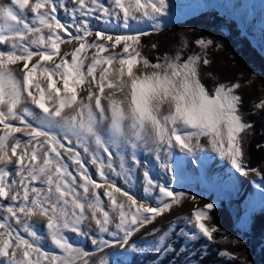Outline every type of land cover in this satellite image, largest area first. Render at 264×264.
<instances>
[{
    "label": "snow or ice",
    "instance_id": "obj_1",
    "mask_svg": "<svg viewBox=\"0 0 264 264\" xmlns=\"http://www.w3.org/2000/svg\"><path fill=\"white\" fill-rule=\"evenodd\" d=\"M168 9L167 0H0V264H110L109 248L143 251L132 240L142 228L185 199L198 203L170 186L176 150L210 149L264 180L247 163L255 125L243 111L244 84L211 71L214 41L195 40L200 51L187 55V41L154 59L144 54L142 37L163 30ZM252 107L264 113V97ZM141 154L172 174L170 183ZM213 208L152 229L148 236L162 231L152 251L199 264L169 237L215 243ZM181 221L191 230L176 232Z\"/></svg>",
    "mask_w": 264,
    "mask_h": 264
},
{
    "label": "rangeland",
    "instance_id": "obj_2",
    "mask_svg": "<svg viewBox=\"0 0 264 264\" xmlns=\"http://www.w3.org/2000/svg\"><path fill=\"white\" fill-rule=\"evenodd\" d=\"M5 2H8V0H5ZM167 2L169 4L168 13L167 15L161 17L160 20L161 24L164 26L163 30L169 29L171 25L176 23H181L186 17L196 14V12H194L192 9L198 5L200 6L198 7V9H200L201 11H204L205 9H212L218 14H220L223 17L222 20L226 21V23L233 22V24H230V26L228 27L229 29L228 32L232 33L233 36L229 34L225 37L224 35L227 33L226 29L225 30L221 29V25L218 24L207 25L208 29L212 28L210 31H212L213 29L215 30L214 33L204 30L202 31L206 40L210 38H211L210 40L213 39L214 46L217 49L219 47H221V50L228 49L227 51L218 52V59L216 61L217 64L215 65V68L213 66L211 69V71L218 77V80L220 82H232V81L230 79L221 77L220 73H222V71H220L218 60L222 62L225 53L228 51L235 50V47L237 45L240 46L249 45V47L254 51H256L259 57L264 61V36H262V32H264V19L259 25H256L255 14L253 13L246 14L243 17V14L241 13L240 9L239 8L236 9L237 7L235 0H167ZM249 2H250L249 5L251 4L250 6L251 7L253 6L254 8L255 0H250ZM144 25L145 27L143 29L149 32L151 31L153 32V30L148 24H144ZM191 28L192 30H194L198 28V26H194V27L191 26ZM180 32L183 33H181L179 35V38H177ZM234 33H238L239 37L242 40H238L237 37H234ZM182 34L183 36H181ZM185 35H184V31L181 29L169 31L166 32L165 34L159 33L156 35H152L153 39L148 41L144 54L147 55L149 58L154 59L156 55L164 54L166 52H175L176 49H178L177 40L181 38V40L184 41ZM222 42H225L226 44ZM153 43L157 45L156 50L151 49V45ZM67 47H68L67 49H69L71 46L67 45ZM206 79L209 82L212 81L210 78H206ZM213 83H209L208 86L211 87ZM207 157L208 156L204 152H200L196 156H192V155H186L185 153L176 150L173 157V163L175 165V172H174L175 183L170 184V186L174 187L179 191H184L189 197L192 196L196 197V200L198 202L202 200H206L207 201L206 204L212 203L214 205L213 209H216L217 207H219V205H221L229 215L231 227L235 231H237L238 236L243 240V242H245L246 240L245 235L249 231L250 219L252 218V216L257 214H264V197L262 193L258 190V188H256V185L254 184L253 181L251 182L245 180L243 177L232 172L229 169L228 165L222 164L223 161L220 160L221 158L215 152L211 151L212 160H207ZM141 159L148 164L152 175L157 180H161L164 183H170L172 174L164 173V171L159 166V162L156 161L152 155L141 154ZM219 168L222 169L221 174L225 175L226 176L225 178H221L222 175L220 177V175L218 174ZM250 168H255V167H250ZM211 169L215 172L214 176L210 172ZM255 169L259 170L261 173L263 172L264 174V165L261 164L258 168ZM139 175L142 177V173H140ZM254 176L262 180L261 176H257L255 173ZM262 181L264 182V180ZM120 183H122V181ZM101 191H103V189H101ZM134 191H136L138 196H140V193H142V185L139 182V180L137 181V186L134 189ZM242 194L243 197H241ZM234 201H241L240 204L243 206L240 207L239 204L234 203ZM186 202H193V201H191L190 199H185L182 202L181 206L178 207L174 206L171 212H166L165 214H170L180 211L182 209V206ZM258 204L260 207H258L256 210H253L250 213V210H252L253 207ZM238 210L240 212H238ZM247 213H250L248 215V218H247ZM190 214L191 213L188 211L180 212L174 215L173 217H171L168 224L179 216L190 215ZM155 222L151 224L152 227L145 230V232H142L141 234L137 233L132 238V240L136 241L138 247L143 249V251L137 252L135 254L143 252L141 256L144 259L151 258V255L155 253L154 251H152V247L154 245V242L158 239V237L162 235V232L160 234L156 233L153 236L147 235V233L152 231V229L156 227L161 228L162 225L157 224ZM166 227L164 229H166ZM181 228L188 231L191 230L190 226L186 225L183 221L178 223L176 227V232H179ZM40 229L42 232L44 231L42 223L40 224ZM72 235L73 237L75 236V234ZM172 235H174L178 239H181V244L179 248L185 247L186 250L192 249L190 246V241L183 238H179L175 234ZM172 235H170L169 239L171 238ZM141 237H145V239L147 240L145 241V239H141ZM199 241H204L208 244L210 243L205 239H201L194 242V244H196ZM74 242H80L86 248L89 249L91 248L90 241L74 240ZM210 246L212 249H214V251L218 252V255L220 251H224L217 249L215 250V247H212V244H210ZM46 247H47V243H46ZM200 249L203 250L204 248L200 247ZM205 251L207 252V250ZM129 253L130 251H125V249L116 246L114 248V251H111L108 254L110 264L112 263V261L115 262L114 260H117L118 262L123 261V259ZM200 253L203 254V252ZM190 254L191 253H189V255ZM134 257L136 258L135 260H137L138 262L139 256L137 255ZM159 259L167 260V257L162 258L160 255H158L152 261L149 260V262H146V264H150L151 262H155ZM185 259H186L185 256L179 257V261H180L179 263L180 264L184 263ZM170 263L171 262H166V264H170Z\"/></svg>",
    "mask_w": 264,
    "mask_h": 264
},
{
    "label": "trees",
    "instance_id": "obj_3",
    "mask_svg": "<svg viewBox=\"0 0 264 264\" xmlns=\"http://www.w3.org/2000/svg\"><path fill=\"white\" fill-rule=\"evenodd\" d=\"M198 6L194 8H197ZM222 18L223 17L214 10L205 9L197 14L186 17L181 23L173 24L169 27V29L160 31L159 33L165 34L166 32L176 29L183 30L184 35L186 34L184 41H187L188 43V49L185 52V55H187L190 52L200 51V49L195 45V40L206 39L203 35V30L211 33L215 32L214 29L210 31L212 28L208 29L207 25H221V29H226L227 33H224L225 37L229 34L232 35V33L228 32V27L230 24H233V22H228V24L226 21L222 20ZM191 26H198V28L192 30ZM181 33L183 32H180L177 38H179ZM156 34L153 32L152 35ZM152 35L142 37V41L145 45H147L148 41L153 39ZM181 36H183V34ZM262 36H264V32H262ZM234 37H237L238 40H242L238 33H234ZM184 41H182L181 38L177 40L178 48L182 46ZM222 43L226 44L225 42ZM227 50L228 49L221 50V47L217 49L214 45L209 48V58L214 63V65L212 64L211 69L213 66L215 68V65L217 64L216 61L218 59V52ZM218 64L220 71H222V73H220L222 78L230 79L232 82L239 80L246 86L242 89L244 99L243 111L246 113L245 118L250 120L255 125L254 135L250 138L248 144L246 145L247 163L249 168H258L261 164L264 165V147H261L264 146V113L252 114L254 111L252 105L253 103L258 102L261 97H264V61L259 57L256 51L249 47V45H237L235 50L226 52L222 62L218 60ZM248 81H252V83L249 85ZM205 82L206 84L213 83V81L209 82L207 79ZM262 175H264L263 172ZM210 214L212 217L211 223L216 225L219 229V231L214 234L216 242H210L209 244L204 241H199L196 244H194V242H190L192 249L186 250L188 253L187 259L198 261L199 264H241L242 260H246L248 264H264V214L252 216L250 219L249 231L245 235V242H243V240L238 236L237 231L231 227L229 215L221 205H219L216 209H213ZM225 236L228 237V240L223 239ZM233 241H239V243L234 244ZM169 242H171L178 249L181 244V239L172 235ZM210 244H212V247H215V250H224L235 254L237 259L229 260L220 257L218 252L211 248ZM205 245H207L206 249L204 248ZM200 247H203L204 249L202 250ZM205 250H207V252ZM200 252H203V254ZM189 253L191 254L189 255ZM192 253H195V255H192ZM142 254L143 252L138 254L130 252L126 255L123 261L118 262L117 260H114L115 262L112 261L111 264H146V262H149V260L152 261L159 255L157 253H153L151 258L144 259L141 256ZM137 255L139 256L138 262L134 257ZM179 257L171 255L167 256V260L159 259L155 262H151L150 264H166V262L176 264L177 261L178 263L180 262ZM185 261L186 259L184 260V263L181 264H185Z\"/></svg>",
    "mask_w": 264,
    "mask_h": 264
},
{
    "label": "bare ground",
    "instance_id": "obj_4",
    "mask_svg": "<svg viewBox=\"0 0 264 264\" xmlns=\"http://www.w3.org/2000/svg\"><path fill=\"white\" fill-rule=\"evenodd\" d=\"M236 1V9H240V11H241V13L243 14V17H244V15H246V14H255L256 15V25H259L262 21H263V19H264V0H255V4H254V8H253V6L251 7L250 5H249V1L250 0H235ZM4 2H5V0H4ZM242 17V18H243ZM140 27H142V28H144L145 27V25L143 24V25H141ZM62 48H64V49H67L68 47H67V45H63L62 46ZM203 142V141H202ZM207 147V146H206ZM204 153H206V155L208 156L207 157V160H212V158H211V150L209 149V150H206V151H204ZM220 160H222L223 162H222V164H226V165H228L229 166V169L232 171V172H234L235 174H237V175H239V176H241V177H243L245 180H248V181H253L254 182V184L256 185V188H258V190L262 193V195H263V197H264V182L261 180V179H258V178H256L255 176H254V173L253 172H251V171H249L248 172V174L247 175H242L241 173H239L236 169H234V167H232L231 166V164L228 162V161H226V160H224V159H220ZM215 162H217V161H215ZM157 163V162H156ZM217 164V163H216ZM210 169V168H209ZM222 171V169L221 168H219L218 169V174L220 175V177H221V172ZM210 172H211V174L214 176V171L211 169L210 170ZM164 176V175H163ZM226 176L225 175H222V177L221 178H225ZM140 196H143V192L142 193H140ZM241 197H243V194H242V196ZM207 203V201L206 200H202V201H200V202H198V203H196V202H186L183 206H182V209L180 210V211H177V212H174V213H170V214H164L163 216H161V217H159L158 219H157V221L155 222V223H157V224H161L162 226H161V228H162V230L166 227V225L168 224V222H169V220H170V218L171 217H173L174 215H176V214H178V213H180V212H186V211H188V212H192L196 207H200V208H203V206L205 205ZM234 203H236V204H239V206L240 207H242L243 205H241L240 203H241V201H234ZM239 207V208H240ZM258 207H260L259 206V204L258 205H255L254 207H253V209L252 210H250V213L253 211V210H256ZM240 210V209H239ZM238 210V212H240ZM250 213H247V218H248V215L250 214ZM150 227H152V225L151 226H146L145 228H143L142 230H141V232L140 233H138V234H141L142 232H145V230H147V229H149ZM162 232V231H161ZM161 232H158V234H160ZM152 238H154V237H152ZM147 239H145V241H146ZM115 248V247H114ZM114 248H109V249H107L106 251L108 252V254L111 252V251H114ZM93 259H95V257H93Z\"/></svg>",
    "mask_w": 264,
    "mask_h": 264
}]
</instances>
